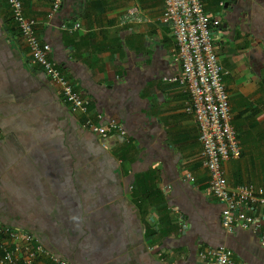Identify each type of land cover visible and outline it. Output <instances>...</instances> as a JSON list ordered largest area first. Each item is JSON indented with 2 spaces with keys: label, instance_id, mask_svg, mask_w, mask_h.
Masks as SVG:
<instances>
[{
  "label": "crops",
  "instance_id": "obj_1",
  "mask_svg": "<svg viewBox=\"0 0 264 264\" xmlns=\"http://www.w3.org/2000/svg\"><path fill=\"white\" fill-rule=\"evenodd\" d=\"M202 2L218 22L210 33L241 151L222 163L225 179L264 191V0ZM51 6L27 0L24 15L88 101L87 116L117 121L125 136L100 139L81 128L85 117L29 66L0 0V225L73 264H207L198 253L218 246L237 264H264L255 234L220 227L188 96L170 81L180 67L172 29L160 22L163 1L62 0L49 17ZM247 212L264 220L261 205ZM25 246L1 238L0 254L17 247L21 258Z\"/></svg>",
  "mask_w": 264,
  "mask_h": 264
},
{
  "label": "built area",
  "instance_id": "obj_2",
  "mask_svg": "<svg viewBox=\"0 0 264 264\" xmlns=\"http://www.w3.org/2000/svg\"><path fill=\"white\" fill-rule=\"evenodd\" d=\"M26 1L6 0V3L29 51V66L42 71L48 82L59 89L61 100L68 105L72 114L85 117L80 125L83 130L100 139H105L109 134L125 136V130L117 121L109 120L101 125V116L95 119L87 116L88 101L60 73L50 58V48L37 37L35 21L24 15ZM162 1L164 8L160 22L172 29L176 44L175 61L180 67L179 75L170 81L182 87L188 96L185 110L193 115L197 123L202 165L208 173L209 191L222 206L220 227L227 235H232L237 229L249 230L258 237L260 246L264 248V220L247 212L250 206L256 204L264 207V191L243 185L230 187L222 169L223 162L238 159L241 151L236 133L231 127L228 96L210 33L211 25H218V22L208 20L202 0ZM61 2L52 0L49 17L58 11ZM61 28L76 30L79 25ZM189 180L192 178L189 177ZM183 230L184 225H181L178 233L181 234ZM1 238L12 241L22 239L26 246L21 258L16 256L19 252L17 247H2L0 264H34L40 256H48L50 264H73L49 255L35 237L19 230L0 225ZM198 259L207 264H237L232 252L224 246L206 249L198 253Z\"/></svg>",
  "mask_w": 264,
  "mask_h": 264
}]
</instances>
